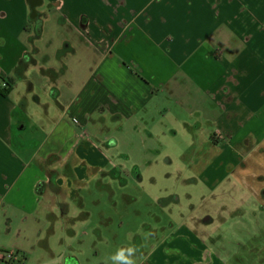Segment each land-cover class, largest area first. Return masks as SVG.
<instances>
[{
    "label": "crops",
    "instance_id": "1",
    "mask_svg": "<svg viewBox=\"0 0 264 264\" xmlns=\"http://www.w3.org/2000/svg\"><path fill=\"white\" fill-rule=\"evenodd\" d=\"M37 1L31 17L30 0L5 16L0 0V250L26 264L66 198L118 177L107 154L125 130H191L204 183L246 194L238 208L264 224V0ZM177 245L169 264L200 262Z\"/></svg>",
    "mask_w": 264,
    "mask_h": 264
},
{
    "label": "rangeland",
    "instance_id": "2",
    "mask_svg": "<svg viewBox=\"0 0 264 264\" xmlns=\"http://www.w3.org/2000/svg\"><path fill=\"white\" fill-rule=\"evenodd\" d=\"M20 4L5 0L2 15L15 12ZM50 25L56 28L47 22V35L55 31ZM63 29L69 32L70 27ZM47 40L45 36L35 44L42 50L50 46L45 44ZM109 124L111 121L103 127ZM178 129L176 135L153 139L141 133L135 137L133 131L125 130L119 146L122 155L107 154L122 170L120 175L105 173L89 188L66 198L67 209H55L57 217L46 219L48 224L36 234L26 264H64L70 254L78 258H68V264H111L108 258L118 248L130 246L137 250L136 264L158 260L163 261L158 264H169L170 254L179 251L178 238L192 253L198 251V264H264V224L258 225L251 209L238 208L246 194L227 188L229 183L224 184L226 190L207 186L190 160L200 145L190 144L191 130ZM192 129L199 132V128ZM190 258L189 254L176 260L187 264L184 262Z\"/></svg>",
    "mask_w": 264,
    "mask_h": 264
},
{
    "label": "clouds",
    "instance_id": "3",
    "mask_svg": "<svg viewBox=\"0 0 264 264\" xmlns=\"http://www.w3.org/2000/svg\"><path fill=\"white\" fill-rule=\"evenodd\" d=\"M136 251L135 247H120L108 260L111 264H136Z\"/></svg>",
    "mask_w": 264,
    "mask_h": 264
},
{
    "label": "built area",
    "instance_id": "4",
    "mask_svg": "<svg viewBox=\"0 0 264 264\" xmlns=\"http://www.w3.org/2000/svg\"><path fill=\"white\" fill-rule=\"evenodd\" d=\"M16 256H17V254L14 253V251H8L6 253H3L2 261H4L5 263H10L16 259Z\"/></svg>",
    "mask_w": 264,
    "mask_h": 264
},
{
    "label": "flooded vegetation",
    "instance_id": "5",
    "mask_svg": "<svg viewBox=\"0 0 264 264\" xmlns=\"http://www.w3.org/2000/svg\"><path fill=\"white\" fill-rule=\"evenodd\" d=\"M31 2V4H30V6H31V8H30V16L31 17H34L36 14H38L37 13V11H36V9H35V7L33 6V4L32 3H34V2H38L37 0H30Z\"/></svg>",
    "mask_w": 264,
    "mask_h": 264
},
{
    "label": "trees",
    "instance_id": "6",
    "mask_svg": "<svg viewBox=\"0 0 264 264\" xmlns=\"http://www.w3.org/2000/svg\"><path fill=\"white\" fill-rule=\"evenodd\" d=\"M6 264H9V263H6ZM11 264H19V263H16V262L13 260Z\"/></svg>",
    "mask_w": 264,
    "mask_h": 264
}]
</instances>
